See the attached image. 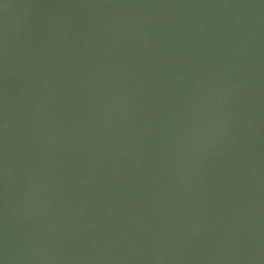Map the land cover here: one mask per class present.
I'll use <instances>...</instances> for the list:
<instances>
[{
  "label": "water",
  "instance_id": "95a60500",
  "mask_svg": "<svg viewBox=\"0 0 264 264\" xmlns=\"http://www.w3.org/2000/svg\"><path fill=\"white\" fill-rule=\"evenodd\" d=\"M0 264H264V0H0Z\"/></svg>",
  "mask_w": 264,
  "mask_h": 264
}]
</instances>
